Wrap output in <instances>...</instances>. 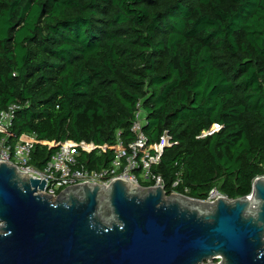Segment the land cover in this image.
Listing matches in <instances>:
<instances>
[{
	"label": "trees",
	"instance_id": "16d2710c",
	"mask_svg": "<svg viewBox=\"0 0 264 264\" xmlns=\"http://www.w3.org/2000/svg\"><path fill=\"white\" fill-rule=\"evenodd\" d=\"M138 102L146 144L175 142L150 169L165 195L248 196L264 176V0H0V112L17 107L8 142L33 137V169L64 141L104 146L79 154L85 170L117 143L123 163Z\"/></svg>",
	"mask_w": 264,
	"mask_h": 264
},
{
	"label": "water",
	"instance_id": "95a60500",
	"mask_svg": "<svg viewBox=\"0 0 264 264\" xmlns=\"http://www.w3.org/2000/svg\"><path fill=\"white\" fill-rule=\"evenodd\" d=\"M43 189L0 163V264H264V176L210 204L119 178L54 201Z\"/></svg>",
	"mask_w": 264,
	"mask_h": 264
},
{
	"label": "built area",
	"instance_id": "2783aa9c",
	"mask_svg": "<svg viewBox=\"0 0 264 264\" xmlns=\"http://www.w3.org/2000/svg\"><path fill=\"white\" fill-rule=\"evenodd\" d=\"M16 108L15 105H9L0 112V163L14 167L20 174H25L36 180H42L44 182L42 193L50 201H54L64 189L82 184H96L105 187L114 179L119 178L124 181L129 180L136 185L137 181L132 174V170L137 169H140L139 174L142 173L144 175V181L152 180L153 186L160 185L162 187L159 177L153 175L150 169L158 164L163 149L174 145L175 142H171L167 134L163 132L156 143L146 144L141 132V127L144 123V112L140 102L135 105L133 121L129 128L133 135V141L127 145L130 152L129 155L124 158L122 163L121 159L124 153L120 144L117 143L109 166L98 171H88L76 166V158L79 154H89L94 149L101 151L104 149V146L98 147L84 142H50L48 146L54 147L55 151L42 169L35 170L29 166L30 141L33 137L27 139L25 136H20L15 141L8 142L11 137L9 127ZM218 129L219 126L214 124L207 132H202L200 137L208 135V133L211 134ZM139 152L142 153L141 156H138ZM121 167L122 169L118 173ZM37 194H39V191H37ZM218 197L223 196L219 195L215 190H211L204 202L213 203Z\"/></svg>",
	"mask_w": 264,
	"mask_h": 264
},
{
	"label": "rangeland",
	"instance_id": "374dc122",
	"mask_svg": "<svg viewBox=\"0 0 264 264\" xmlns=\"http://www.w3.org/2000/svg\"><path fill=\"white\" fill-rule=\"evenodd\" d=\"M143 176H144V175H142V173H140L139 176H138V178H140L141 181H144ZM133 184H134V183H133ZM134 185H135V184H134ZM136 185H137V187H138L139 189H145V188H146V187L144 188V187L139 186L137 182H136ZM169 195L172 196V195H174V194H173V193H170V194H168V195H166V196L168 197ZM102 208H103V210H105V209H106L105 205H103ZM217 263H218V260L216 259V260L206 261V262H203V263H201V264H217Z\"/></svg>",
	"mask_w": 264,
	"mask_h": 264
},
{
	"label": "bare ground",
	"instance_id": "6f19581e",
	"mask_svg": "<svg viewBox=\"0 0 264 264\" xmlns=\"http://www.w3.org/2000/svg\"><path fill=\"white\" fill-rule=\"evenodd\" d=\"M125 182L127 183V185H129V187H131L132 188V186H135V187H137L136 185H134L132 182H130L129 180H125ZM138 188V187H137ZM172 196H175V194L174 195H172ZM172 196H169L168 198H170V197H172ZM185 199V198H184ZM187 201H189V202H191V203H193V204H196V205H201L199 202H196V201H192V200H188L187 199Z\"/></svg>",
	"mask_w": 264,
	"mask_h": 264
}]
</instances>
